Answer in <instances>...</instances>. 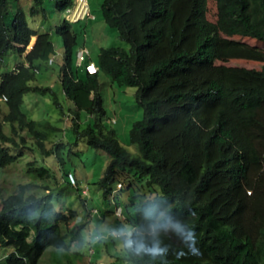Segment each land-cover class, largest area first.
Here are the masks:
<instances>
[{
  "label": "trees",
  "instance_id": "16d2710c",
  "mask_svg": "<svg viewBox=\"0 0 264 264\" xmlns=\"http://www.w3.org/2000/svg\"><path fill=\"white\" fill-rule=\"evenodd\" d=\"M43 1L34 0L32 14ZM55 1L59 11H71L75 4ZM9 2L0 0V62L10 49L23 62L0 76V97H7L0 99V169L25 148H38L44 156L58 158L64 172L60 184L79 187L80 178L67 166L66 156L82 162L73 145L85 139L110 154L98 184L111 208L102 212L93 207L98 217L93 229L94 216L87 219L93 208L80 218L77 210L65 211L50 192L33 191L31 182L19 183L0 203V264H47L42 260L47 252L51 264H264V64L248 73L217 60L220 50L236 49L222 34L264 40V0H102L105 22L128 46H102L93 59L95 73L78 64V33L65 19L57 27L65 49L59 82L63 98L74 108L66 107L51 86L30 84L39 78L38 63L49 64L54 45L48 31L30 25L23 7L9 23ZM211 2L216 5L214 20L208 17ZM104 77L112 84L136 87L143 117L133 122L130 142L137 150L123 145L115 129L106 126L109 117L98 93ZM33 87L51 90L60 117L73 114L74 141L64 138L47 145L64 127L47 116L26 114L24 96ZM186 101L191 109L166 108ZM81 111L95 119L85 121ZM113 117L111 122H117ZM192 124L197 126L190 131ZM182 130L190 131L187 138L167 150L159 145ZM200 151L204 157L197 164ZM36 162H28L31 175L56 177L45 161ZM70 172L77 184L69 180ZM109 212L130 223L132 230L122 233L109 223L112 241L103 246L106 231L98 228ZM141 212L160 219L163 229L141 232ZM87 228L88 237L83 233ZM193 242L196 251L190 250ZM95 243L99 250L93 249Z\"/></svg>",
  "mask_w": 264,
  "mask_h": 264
},
{
  "label": "rangeland",
  "instance_id": "374dc122",
  "mask_svg": "<svg viewBox=\"0 0 264 264\" xmlns=\"http://www.w3.org/2000/svg\"><path fill=\"white\" fill-rule=\"evenodd\" d=\"M10 1L11 2L8 4L7 12L8 22H12L14 12L17 11V8L23 7L26 11L30 25L39 32L48 31L54 45V52L52 53V56L55 55V62L53 64L45 62L38 63L41 67V70L39 69L40 72L37 73L38 77L41 78L43 74L46 73H48L49 76L47 78H38V80H33L30 84L36 86V84L41 82V85L43 86H51L53 90L57 91V94H59L62 99L61 102L66 107L74 108V103L70 100L64 99L62 95L59 76L62 73V66L65 60V49L64 38L62 34L57 31L58 26L61 25L60 27H63L65 19L72 21V28L76 33H78V42L75 45V49L86 45L90 50L91 57L95 60L97 59L102 46H128V43L119 37L117 30L105 22L101 8L102 0H88L87 2L89 4L90 15H87L79 20L74 19L76 18L75 14L70 15L77 0H74L75 4L71 11H59L56 7L55 0H44L43 7H39L37 13L35 14L31 13V7L34 0ZM215 6L216 5L211 2V10L208 13V17L211 20L216 18ZM222 36L235 45L236 49L220 50L217 54V60L219 63L248 73L258 71L261 68V65L264 64V40H258L252 36H227L225 34H222ZM34 42L35 37L31 39L26 50H29L30 45H33ZM22 62L23 58L20 57L17 50L10 49L0 62V76L8 70L14 69L18 63ZM52 85H54V87ZM135 91V86L120 85L118 83L112 84L108 77L101 79L98 89V93L102 96L103 104L106 109V115L109 118H112L113 116L117 117V122L115 123L107 120L106 126L110 129H115L116 138L131 150H137V146L130 142V129L135 120L143 117V107L138 104L135 97ZM53 103L51 90L35 87L31 88L29 92L25 94L23 103V109L29 117L38 119L42 116H47L55 122L58 121L60 125L64 127V129L62 128L63 130L59 131L56 135H52V139L47 143L49 147L53 145L54 141H60L64 138L66 140L74 141L75 138L74 134L71 132L73 114L60 117L59 108L58 106L53 105ZM3 105L4 103L0 102V120L3 118ZM191 105L190 101H186L184 103L166 106V108L186 110L191 109ZM81 115L83 119H86L87 117L85 121L88 122L95 119L93 115H88L83 111H81ZM196 126V124H192L190 131H193ZM4 127L6 131L10 130L7 124H4ZM190 131H178L173 136H169L161 140L159 145L162 146L164 150H167L171 146L187 138ZM207 133L208 131H205L206 135ZM76 141L77 142L73 145V148L75 149V152L79 154L82 162L79 161L77 157L72 155L71 158L66 156V164L67 166H70L74 170L75 174L79 176V187L67 185V183L63 185L60 184V182L64 179V172L62 170L63 167L61 166V163H59L58 158L55 157V155L44 156L38 148H25L24 153L21 154L16 161L0 169V203L3 196H5L9 191L17 189V185L19 183L31 182L34 183V186L32 187L33 191L35 190L44 193L50 192L54 200L58 201L59 204L65 208V211L70 212L69 208L77 210L80 218L83 217V215H86L87 208L97 207L100 211L107 212L111 208V204L109 202L110 200L105 198L103 195L104 189H102V187L98 184V180L102 176L103 171L111 158L110 154L102 149L90 146L85 139H77ZM203 157L204 154L200 151L196 163L199 164ZM33 159L38 161L36 162L38 165L41 164L42 161H45L46 165L55 170L56 177L54 179L50 177L40 178L31 175L28 171V162ZM77 183L76 177V184ZM57 187L58 189H56ZM85 200H87V205H84ZM93 210L95 212L94 208L91 211ZM93 216L95 220L91 225H94L92 227L94 229L95 226L97 227L98 225L96 212ZM91 218L92 215L89 214L87 219L91 220ZM111 222L114 224V227L122 233H130L132 230V225L130 223L120 221L116 219L114 214L110 212L107 213V220L101 222L99 225L100 227L98 228L103 232L106 231V234L102 237L104 238V242H101L103 246L112 241H109L107 236V232L108 234H112V231H108V227L110 228L109 223ZM160 223V219L151 220L146 212H141L138 228L141 232L151 233L157 229H163ZM173 224H175V222H173ZM89 230L87 228L83 231L85 236L88 235ZM98 235L100 236L101 233L98 232L96 239L98 238ZM118 239L122 240V237ZM93 246L97 250L100 248L97 243ZM110 248H114L112 242L110 244ZM84 249L85 247L82 248V250ZM96 255H98V253ZM46 256L47 257L42 258V260L47 262V264H51L52 258L49 257L48 252ZM103 256L104 255H102V257Z\"/></svg>",
  "mask_w": 264,
  "mask_h": 264
},
{
  "label": "built area",
  "instance_id": "2783aa9c",
  "mask_svg": "<svg viewBox=\"0 0 264 264\" xmlns=\"http://www.w3.org/2000/svg\"><path fill=\"white\" fill-rule=\"evenodd\" d=\"M89 54V50L87 47L83 46L81 47L78 51H77V60L79 63L85 62V60L87 59ZM49 63H53L55 61V57H50L49 58ZM86 68L89 72H95L97 70V66L94 62L89 61L88 63H86ZM0 99L5 100L7 99V97L5 95L1 96ZM115 120V119H113ZM68 178L71 181V183H75L76 182V177L74 176L73 173H69L68 174ZM118 186H121V183H118ZM96 211V209H95ZM116 214H118L119 216L122 215V208L120 206L117 207L116 209ZM116 235H119L118 232H115ZM99 264H105L104 261H101Z\"/></svg>",
  "mask_w": 264,
  "mask_h": 264
},
{
  "label": "clouds",
  "instance_id": "9594fccd",
  "mask_svg": "<svg viewBox=\"0 0 264 264\" xmlns=\"http://www.w3.org/2000/svg\"><path fill=\"white\" fill-rule=\"evenodd\" d=\"M77 1H78V2H77V5H78L79 0H77ZM84 4H85V1H84ZM77 5H76V7H77ZM72 12H73V10H72ZM72 12H71L70 15H72ZM87 14L90 15L89 12H88ZM84 16H85V15H84ZM93 17H94V15H93ZM76 18H77V17H76ZM32 46H33V45H30L29 49H30ZM83 46L87 47L86 45H83ZM83 46H82V47H83ZM80 48H81V47H80ZM80 48H78V50H79ZM87 48H88V47H87ZM26 49H27V48H26ZM78 50H77V51H78ZM88 50H89V48H88ZM26 51H27V50H26ZM76 56H77V54H76ZM52 57H55V55L52 56ZM55 60H56V57H55ZM89 61H92V62H94V63L96 64L95 60H93V58L91 57L90 50H89V54H88V57H87V59L85 60V62L79 63L78 60H77L78 64L81 65V67H83L84 70H86L88 73H95V72H97V70H98V65H97V64H96V66H97V70H96L95 72H89V71L87 70V68H86V63H88ZM54 62H55V61H54ZM54 62H53V63H54ZM49 64H50V63H49ZM113 119L116 120L115 117L108 118L107 120H108V121H113ZM73 184H76V182L73 183ZM118 187H119V186H117V188H118ZM94 209L97 210V208H94ZM95 212L97 213V211H95ZM95 212H94V210H93L90 214L93 216ZM114 233H115V231H114ZM189 235H190V238H191V234H189ZM190 250H192V251H196V249H195V242H193V244L191 245ZM92 251H93V249H92ZM101 261H104V260H101ZM101 261H99L97 264H99ZM104 262H105V261H104ZM105 264H106V262H105Z\"/></svg>",
  "mask_w": 264,
  "mask_h": 264
},
{
  "label": "crops",
  "instance_id": "0c3cea01",
  "mask_svg": "<svg viewBox=\"0 0 264 264\" xmlns=\"http://www.w3.org/2000/svg\"><path fill=\"white\" fill-rule=\"evenodd\" d=\"M85 1V4H84V9H83V11L82 12H80V13H78L77 15H75L77 18H74V19H81V18H83V17H85V16H87L88 14V12L90 11L89 10V4H88V0H84ZM78 2V1H77ZM77 2H76V4H75V6H74V9H73V12H72V15H74L75 14V11H76V5H77ZM85 15V16H84ZM96 19V18H95ZM33 37H35V40H36V35H34ZM32 37V38H33ZM47 78V77H46ZM93 249H95V247L93 246ZM99 261H101V260H99ZM99 261H97L95 264H97Z\"/></svg>",
  "mask_w": 264,
  "mask_h": 264
},
{
  "label": "bare ground",
  "instance_id": "6f19581e",
  "mask_svg": "<svg viewBox=\"0 0 264 264\" xmlns=\"http://www.w3.org/2000/svg\"><path fill=\"white\" fill-rule=\"evenodd\" d=\"M84 9V0H79V3L76 7V11H75V15H77L78 13L82 12Z\"/></svg>",
  "mask_w": 264,
  "mask_h": 264
}]
</instances>
